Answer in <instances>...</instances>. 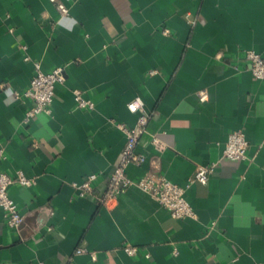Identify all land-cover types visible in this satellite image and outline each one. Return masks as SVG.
I'll use <instances>...</instances> for the list:
<instances>
[{
	"label": "crops",
	"instance_id": "crops-1",
	"mask_svg": "<svg viewBox=\"0 0 264 264\" xmlns=\"http://www.w3.org/2000/svg\"><path fill=\"white\" fill-rule=\"evenodd\" d=\"M59 1L67 16L51 0H0V168L35 179L8 188L24 222L10 228L0 209V264H264V79L240 58H264V0ZM36 62L64 65L65 79L51 113L25 121L33 101L15 93ZM75 89L92 109L76 107ZM137 98L146 160L126 172L185 186L194 216L172 217L134 184L98 200L126 143L120 125L143 112L128 108ZM235 130L248 159L222 156ZM215 161L206 184L191 182ZM91 173L93 192L78 196L73 183Z\"/></svg>",
	"mask_w": 264,
	"mask_h": 264
},
{
	"label": "built area",
	"instance_id": "built-area-1",
	"mask_svg": "<svg viewBox=\"0 0 264 264\" xmlns=\"http://www.w3.org/2000/svg\"><path fill=\"white\" fill-rule=\"evenodd\" d=\"M56 3L57 9L61 16L69 14L68 6L59 0H51ZM167 31V30H166ZM247 64L249 70L256 78L264 79V58L254 50L244 49L241 57ZM152 70L151 73H154ZM65 79V66H56L49 72L42 70L40 63L34 64V73L24 92H16V98L24 96L33 101V106L26 111L24 120L38 116L41 113H51V105L55 94L57 83ZM76 107L89 108L94 107L92 100L83 96L82 91L75 89L73 91ZM199 98L205 100L207 92H199ZM128 108L132 112L140 109L143 110V102L140 98L128 103ZM149 114L144 110L139 114L133 126L121 124V128L126 134V143L121 151L118 164L109 174L103 193L98 196L100 203L108 205L115 200L126 188L131 185H137L141 189L150 193L163 207L169 210L174 218H185L194 216L195 212L185 196V186H181L169 180L165 176L152 172H147L138 179H132L128 176L126 170L129 164L141 165L145 162L146 156L137 151L136 147L140 136L145 132L149 120ZM249 142L245 134L240 130L232 131L228 134L227 140L223 145L222 156L233 160L248 159ZM3 157V148H0V159ZM217 161L208 165L199 164L191 182L197 181L206 184L210 174L215 170ZM97 174H88L82 181L74 182L78 196H85L93 192L94 182ZM12 184L31 186L35 184V179L28 177L22 170H17L15 174H9L0 168V209L3 210L7 225L10 228L17 229L23 222L24 216L20 212L16 202L9 196L8 188ZM123 249L130 255L138 252V248L131 244H125ZM85 249H79L78 252H84ZM176 252V250H174ZM93 258L95 252H90ZM38 264H46L38 262Z\"/></svg>",
	"mask_w": 264,
	"mask_h": 264
}]
</instances>
